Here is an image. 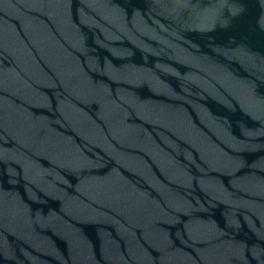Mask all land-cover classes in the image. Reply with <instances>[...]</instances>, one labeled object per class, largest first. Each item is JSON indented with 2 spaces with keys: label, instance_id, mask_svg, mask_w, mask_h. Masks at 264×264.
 <instances>
[{
  "label": "water",
  "instance_id": "obj_1",
  "mask_svg": "<svg viewBox=\"0 0 264 264\" xmlns=\"http://www.w3.org/2000/svg\"><path fill=\"white\" fill-rule=\"evenodd\" d=\"M0 264H264V0H0Z\"/></svg>",
  "mask_w": 264,
  "mask_h": 264
}]
</instances>
